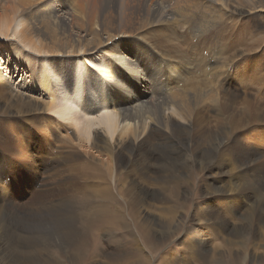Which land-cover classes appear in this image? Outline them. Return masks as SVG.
Segmentation results:
<instances>
[{
  "label": "bare ground",
  "instance_id": "1",
  "mask_svg": "<svg viewBox=\"0 0 264 264\" xmlns=\"http://www.w3.org/2000/svg\"><path fill=\"white\" fill-rule=\"evenodd\" d=\"M236 27L249 36L239 46L231 41ZM262 28L264 0H0V102L16 117L38 113L52 119L60 133L70 132L65 141L84 153L57 192L65 212L50 209L32 227L6 220L10 228L4 231L11 233L9 242L0 243L2 264H148L149 230L159 219L172 225L177 213L176 204H168L172 199L162 193L160 200L158 192L176 188L190 172L192 141L200 170L213 173L218 197L206 199L205 210H195L182 250L161 254L159 263L219 264L218 240L232 258V249L237 243L244 247L247 237L260 238L264 248V198L258 197L264 159L248 146L224 147L226 134L218 125L225 119L208 117V109L215 115L234 110L238 95L232 86L239 72L233 78L223 70L238 53L248 56L249 47L262 44L255 32ZM246 40L252 44L246 46ZM5 48L12 55L3 64ZM13 61L14 78L21 77L16 84L9 77ZM240 68L237 82L264 95V73L246 62ZM161 79L168 81L166 89ZM27 88L35 97L25 94ZM259 101L243 98L241 112L226 116L231 134L264 125ZM220 146L225 149L218 151ZM150 176L162 181L152 193L144 184ZM111 180L118 183L115 188ZM112 190L123 193L125 205L116 209L130 217L136 235L107 252L100 248L101 237L111 244L112 234L123 230L108 212ZM154 198L160 200L159 219L153 209L160 207L149 201ZM243 208L241 223L231 226L228 220ZM15 230L33 236L19 244L12 241ZM22 246L29 248L23 262ZM257 246L254 241L253 264L264 261Z\"/></svg>",
  "mask_w": 264,
  "mask_h": 264
},
{
  "label": "rangeland",
  "instance_id": "2",
  "mask_svg": "<svg viewBox=\"0 0 264 264\" xmlns=\"http://www.w3.org/2000/svg\"><path fill=\"white\" fill-rule=\"evenodd\" d=\"M255 32L257 37L263 39L262 44H254L251 47H249L251 48V51L248 49L250 51L248 52L247 50V52L249 53L248 56L246 53L244 54L238 53L234 59H232L229 63H227V67L225 66V69L223 70V75L229 73L230 74L229 77H233V73L236 72V70L239 72V74L236 73L234 74L236 78L235 76L233 77L235 78V82H233L232 87H234L237 90V95H238L236 100L233 99L236 102L235 104L236 106H234V110L230 108L229 111L224 114L225 115L224 116L218 114L215 115V113L211 112V109H208V117L209 120H213V121H215V119L216 120L225 119V121L223 120V122L227 124L228 127L224 123L218 125V127L223 130V133L226 134V137H224L225 139L224 147L231 146L233 148V146H235V150L239 151V150H243L244 148H247L248 146V148H252V151L256 153L257 152L260 153L261 154L260 159L263 160L264 159V145H263L264 125L253 127L250 130L246 128L243 131L241 130L239 132H235L237 138H234V136L236 135L231 134L232 133L230 128L231 126H229V123L226 120V116H228L230 113L236 114L241 112L243 105L241 107L239 106V104L243 103L242 102L243 98L247 97L248 99L249 97L250 99H254V100L257 98L258 101L263 98L262 102L261 101L259 102H261L260 104H262V106L264 107V95L260 94L255 88V86L249 84L246 87H243L244 85L242 83L237 82L238 79H241L242 77L241 74L242 68L240 67H242L245 64V62L249 63V66H251L252 69L256 68L255 69L256 73L257 71L260 73H264V67H263L264 66V28H262V30H256ZM243 34L244 33L240 31L238 27L234 28L231 33V41L234 44H236V46H239V44L242 43L243 38L249 37ZM246 42H248V44H245L246 46H250L252 44V42H250L249 44V41L247 40ZM6 48L1 52L3 53L1 56V59H3L2 61L3 64L5 61H7V56L11 58L12 55L11 52H9V50L6 51ZM234 54L235 53L231 52L229 54L230 55L229 58L231 59V57ZM16 65L17 64L14 63L13 61L11 71L9 72L10 73L9 77L10 78L13 77L12 83L14 84H16L17 81L19 82L21 79V77H17V79L14 78L17 75ZM160 81L163 83V89H166L167 86L165 85V83H167L168 81L164 79H161ZM28 87H30V85ZM250 88L252 90H250ZM263 88H264V82H263ZM28 89L29 88H27L26 91H28ZM231 90L233 91V89ZM25 94H28L29 96L32 95L35 97V93H31L30 91H28V93L25 92ZM260 97L262 98L260 99ZM211 128H214V126H211ZM262 133L263 136H261ZM69 135H70L69 131L67 134L63 132L60 133L55 126V122H53L52 119H49L47 116L43 114L33 113L27 115H18L16 117V115H13L12 111L6 110L4 105L0 102V226H1L0 231L4 232V235L6 237L5 238L1 234L2 235V237H0L1 244L4 245L7 243V241L9 242L10 240L11 232L6 233L4 231L5 228L7 229L10 228V223H14L18 225L20 228L24 227L25 225L29 226L33 222V220L39 219L40 215L42 217V215L48 213L50 209L56 211L60 207L61 197H58L57 192H61L62 189L65 188V185L63 184L68 180L69 169L73 167L75 164L80 163L84 159V153L82 151L83 149L78 148L76 145H70L65 141V136H69ZM234 139L239 141L240 144L239 145L235 144ZM249 144L252 145L253 147L250 146ZM189 146H190V150H189L190 152L187 153L189 155V159L191 160L189 164L193 165L190 172L187 170L188 173L184 175L182 181L179 182L176 188L174 187L175 185L169 186L167 192H158L161 195L158 197L160 200L163 199L162 193H164L167 199L170 200L172 199L171 202L168 200L169 205L173 203L176 204L177 213H176L175 223H173L175 225L173 224L170 226L165 225L164 224L165 220L159 219L160 216L159 210H161V206L159 204L160 200L157 201L155 198L149 199V201L152 202V204L155 205V207H160V208L153 209L156 210V214L154 216L156 219H159V221H157V223L153 225V227L149 230V233L147 234L146 241L148 243L146 242V245L148 248H150L151 251V252L148 251L151 254L150 255L151 261H149L148 264H160L159 263L160 257L161 254L163 253H168L171 251H181L183 235L187 230L188 231L190 230V227H193L195 225V222L192 218V215L194 214L195 210L196 209L205 210V207L208 205L206 199L210 198L215 200L218 197L217 194H214V191L218 186L216 184L215 179L213 178L214 177L213 173L210 172L211 171L210 169L200 170V165L197 164L195 158L196 154H194L193 152V148L197 149L196 142L192 141V144H190ZM203 147L204 145L201 148ZM224 147L220 146V149L218 151H223L225 149ZM260 159L259 161H261ZM58 170L61 171L63 176L61 174L59 176ZM133 171L134 168H131V172H130L131 175ZM113 180H111L112 183L110 181V185L113 188H115L114 185H117L118 183L115 184ZM161 182L162 181H160V179L159 180L156 179V176L155 177L150 176L144 181V184L151 190L150 193H152V191H154V189L157 188V186H160L159 183ZM263 183H264V179H263ZM119 185H121V183ZM147 187L145 188L147 189ZM113 190L112 192H107V196H108L107 206L109 209L108 212L114 215L115 218L121 220L122 223L121 227L123 228V230H121V232H116L112 234L111 241L112 242L116 241V242L111 244H107L105 240L106 238L101 237L102 240H101L100 248H102L101 250L107 252L116 249L118 247V244L120 245L124 240H128L129 238L127 237V235L130 236L131 238L132 236L136 235L134 225L130 221V217L126 214V212H124L122 216V213L118 212L117 210L125 205V201L123 200L122 197L123 193L114 192ZM211 193L212 195H210ZM175 195H177V198L174 197ZM258 197L264 198V189L261 190V192H258ZM176 199L178 202L175 201ZM168 204L165 205L167 206ZM178 206H180V208ZM215 207L221 208L219 204H216ZM64 208H65L64 206H61L58 212H61ZM245 208L241 209V211H239L238 213H235L233 217H231L228 220L231 226L232 225L235 226L241 223V221H239L241 220L240 213H242ZM62 212H65V210H63ZM6 220H10V223H8ZM125 220H127L128 223H125ZM25 221H28L29 224L27 222L26 224ZM4 222L6 223L4 225L5 227L2 225V223ZM157 230H159V232ZM175 232L177 234H174ZM153 233H155L156 235ZM14 234L16 236L15 235L13 236L12 241H17V243L19 244H21V242L29 238L31 239L33 236L29 230H27V232L23 230H15ZM117 234H120V237H118ZM249 239L250 238L248 237L244 239L245 242L244 247H242L238 243L237 245H235V247L232 249L233 258L231 255L225 253L224 250L225 245L218 240L217 241V245L219 244L217 247L218 253H216V255L218 256L219 254L220 257H218L216 261L219 264H253L252 262L254 260H252V255H251L253 253V251H251L253 242L255 241V244L258 245L257 248L259 247L257 250L258 254L264 251V248L262 247V243L261 244L259 243V241L261 240L260 238H256V239L251 238L250 240ZM205 241H206L205 242L206 249L211 250L213 244L210 242V240H205ZM234 241L238 242L237 238L234 239ZM103 244L105 247L103 246ZM149 245L151 247H149ZM152 246H154V248ZM22 247L24 250L23 253L20 254L21 256L19 257H21V261L23 262L25 261L24 258L25 253L29 252V248L27 246H22ZM15 248L18 249V247ZM2 251L6 253L7 249L4 248L2 249ZM243 257L244 258L246 257L245 263H243L244 260ZM200 261L201 260L196 259L191 264H199ZM0 264H2L1 259H0ZM260 264H264V261H262Z\"/></svg>",
  "mask_w": 264,
  "mask_h": 264
}]
</instances>
